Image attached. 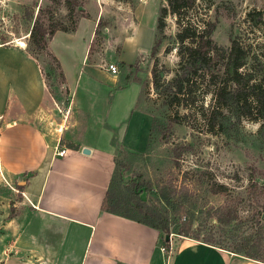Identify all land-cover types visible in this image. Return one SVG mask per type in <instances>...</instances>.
<instances>
[{"label": "rangeland", "instance_id": "obj_1", "mask_svg": "<svg viewBox=\"0 0 264 264\" xmlns=\"http://www.w3.org/2000/svg\"><path fill=\"white\" fill-rule=\"evenodd\" d=\"M68 1L0 0V45L22 48L37 56L42 64L48 99L52 103L51 119L61 137V146L74 147L92 142L113 149L114 187L128 196L129 191H135L149 204L159 205L158 210L163 215L167 210L171 220L180 205L189 211L196 226L207 223L208 228L211 224L218 227L212 217L213 208L235 211L237 220L226 228L213 230L214 236L230 242L249 237L258 243L257 250L264 260L262 121L255 116H241V109L235 104L217 110L215 90L225 81L223 71L199 73L174 103L169 102L174 89L172 81L182 72L176 39L179 27L174 15L167 17L161 46L158 53L152 55L157 40V19L166 0ZM197 10H200L205 25L215 24L212 38L221 55L227 53L233 39L244 46L245 65L240 72L251 76V83L264 87V24L255 25L248 20L249 12L264 11V0H197ZM99 12L102 17L89 62L109 72L110 65L116 64L118 72L111 74L119 76V87L130 83L138 86L135 108L153 117L151 140L142 152L124 146L122 127L106 125L109 140H104L106 133L101 132L100 126L92 125L85 113L73 112V97L60 70L47 52L30 45V30L38 15L44 25L58 24L73 32L83 16ZM205 27L209 28L208 25ZM131 36L133 38L129 40ZM126 40H136L140 45L135 62L130 65L119 61ZM122 105L120 103L117 108L122 110ZM6 183L5 180L0 182V198L8 202L6 193L13 188ZM221 184L225 188L215 193ZM178 226L171 225V235L178 234L173 232ZM208 228L201 237L208 235ZM160 231L166 236L165 231ZM228 244L225 245L227 248Z\"/></svg>", "mask_w": 264, "mask_h": 264}, {"label": "crops", "instance_id": "obj_2", "mask_svg": "<svg viewBox=\"0 0 264 264\" xmlns=\"http://www.w3.org/2000/svg\"><path fill=\"white\" fill-rule=\"evenodd\" d=\"M101 17L83 16L73 32L58 30L49 49L64 71L71 110L100 126L104 140L107 126L122 127L124 146L142 152L153 117L135 108L138 86L119 87L118 75L89 62ZM129 40L119 61L130 65L140 45ZM51 106L40 61L15 45H0V182L13 188L8 202L0 198V264H163L166 236L159 229L102 209L114 150L92 142L61 146ZM61 147L64 155L57 154ZM171 243L170 264H264L179 234Z\"/></svg>", "mask_w": 264, "mask_h": 264}, {"label": "trees", "instance_id": "obj_3", "mask_svg": "<svg viewBox=\"0 0 264 264\" xmlns=\"http://www.w3.org/2000/svg\"><path fill=\"white\" fill-rule=\"evenodd\" d=\"M71 1L69 0L68 3ZM169 15H174L177 18L179 28L176 39L179 44V65L182 71L172 81L174 89L171 91L172 99H169V102L171 104L174 103L178 99V95L185 91L186 85L199 73L213 74L215 71H223L225 81L218 85L215 90L217 110L218 108L229 107L235 104L239 107V110L241 109V116H255L264 125V87L258 83H251V76L240 72V69L245 65L246 50L244 46L238 40L233 39L227 53L221 55L219 48L214 44L212 38L215 24L210 22L206 24L209 28L205 27L201 12L197 10V0H166V4L160 8L157 19V40H155L152 48V55L155 56L159 51L162 42L161 35L167 27V17ZM248 20L255 25L264 24V11L249 12ZM58 30L69 32L66 27L58 24L50 23L49 25H44L38 15L30 30V45L34 46L33 49L45 51L51 56L57 69L60 70L63 82L66 83L61 63L58 57L49 49V41ZM31 55L33 54L31 53ZM33 56L37 58V56ZM152 130L153 124L151 136ZM218 186L220 188L215 189V193L221 192V188H225L223 184ZM115 187L113 176L103 200L102 209L165 231V243L168 244L170 242V237L167 238V236L171 235V225L178 224V230L173 232H177L179 235L191 237L264 262L257 250L258 243L256 244L255 241H251L249 237H243L241 240L235 239L232 240L233 242H230L223 237L214 236L213 230L226 228L232 221L237 220L238 216L235 211L226 209L225 207L213 208L212 217L217 221L218 227L215 224H211V227L208 228L206 227L207 223L196 226L193 219L189 216V211L185 210L184 205L179 206L178 213H173L174 219L171 220L167 210H164L166 215L159 212V205L149 204L133 190L129 191L128 196L127 193L122 194ZM224 216H227V218ZM155 220L159 221L155 222ZM205 228L209 229V233L201 237ZM226 244L229 245V248L225 246Z\"/></svg>", "mask_w": 264, "mask_h": 264}, {"label": "built area", "instance_id": "obj_4", "mask_svg": "<svg viewBox=\"0 0 264 264\" xmlns=\"http://www.w3.org/2000/svg\"><path fill=\"white\" fill-rule=\"evenodd\" d=\"M109 70L113 73H117L118 72V66L116 64H111L110 67H109ZM1 119V117H0ZM67 151V148L66 147H61L58 151H57V154L58 155H64ZM173 235H170V242L167 244H163L161 246V250L163 251L164 255H165V259L163 261V264H170V258L171 256L173 255V251H174V247L171 243V237Z\"/></svg>", "mask_w": 264, "mask_h": 264}, {"label": "water", "instance_id": "obj_5", "mask_svg": "<svg viewBox=\"0 0 264 264\" xmlns=\"http://www.w3.org/2000/svg\"><path fill=\"white\" fill-rule=\"evenodd\" d=\"M83 152H85V153H90V149H89V148H84V149H83ZM167 238H169V236H167Z\"/></svg>", "mask_w": 264, "mask_h": 264}]
</instances>
